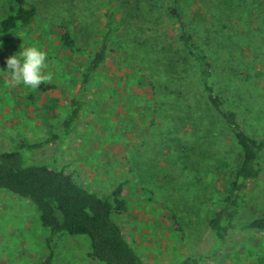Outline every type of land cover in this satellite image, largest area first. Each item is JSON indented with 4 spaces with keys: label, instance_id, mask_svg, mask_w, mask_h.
<instances>
[{
    "label": "rangeland",
    "instance_id": "rangeland-1",
    "mask_svg": "<svg viewBox=\"0 0 264 264\" xmlns=\"http://www.w3.org/2000/svg\"><path fill=\"white\" fill-rule=\"evenodd\" d=\"M28 2L37 9L35 21L0 39V155L21 150L27 165L66 167L102 198L124 183L128 208L113 218L149 264L200 255L210 256L207 264H264V231L243 227L264 215V170L249 182L251 193L227 241L210 229L244 156L208 100L198 63L178 40L166 10L170 0ZM12 3L0 0V22ZM109 8L118 16L120 46L90 89L82 124L68 137L64 121L78 95V69L98 47ZM179 8L212 63L217 94L250 135L263 138L264 0H179ZM62 25L85 54L60 49ZM31 46L47 52L50 82L59 86L61 103L51 119L44 115V93L14 86L7 73V59ZM135 71L154 83L156 103L137 96ZM39 216L30 200L0 190V264H39L48 256ZM88 247V237L61 236L51 264H102L85 257Z\"/></svg>",
    "mask_w": 264,
    "mask_h": 264
},
{
    "label": "trees",
    "instance_id": "trees-1",
    "mask_svg": "<svg viewBox=\"0 0 264 264\" xmlns=\"http://www.w3.org/2000/svg\"><path fill=\"white\" fill-rule=\"evenodd\" d=\"M168 14L174 19L178 28V40L198 63L200 78L205 93L212 107L227 122L243 151V163L226 197L217 211L214 212L210 229L216 239L226 242L241 209L246 206V197L250 195L249 182L261 178L264 170V137L259 139L250 135L242 126L238 113L227 108L217 94L212 79V63L206 53L196 43L188 29L184 14L179 8V0H170ZM37 9L28 0H13L8 13L0 22V39L16 33L25 26L31 25L37 17ZM105 26L100 30L101 38L98 47L91 53L85 65L78 69V95L70 102V110L64 121V135L68 136L82 124V115L88 105V96L94 82L102 73L103 67L111 54L119 48L117 40L118 16L109 8L105 12ZM58 46L66 54H85V49L78 42L72 29L60 26ZM131 77L127 73L126 77ZM138 84L137 96L146 98L151 104L156 103L154 83L133 72ZM149 82H148V81ZM143 88H147L145 91ZM45 95L43 107L46 119L58 115L61 103L59 86L53 82L42 83L37 88ZM69 137V136H68ZM54 136L53 139H58ZM75 174L68 168H51L46 165H27L21 150L1 153L0 155V190L17 197L30 200L39 212L40 222L47 233L46 245L48 256L39 264H51L54 256L53 246L56 239L70 237H88L90 247L84 254L86 258L102 264H149L130 241L122 228L114 220V214L127 211L123 196L124 183L118 184L112 193L102 198L87 187L80 185ZM244 229L264 231V215L243 225ZM83 238L80 240L82 245ZM48 257V258H47ZM210 256H187L177 264H207Z\"/></svg>",
    "mask_w": 264,
    "mask_h": 264
},
{
    "label": "clouds",
    "instance_id": "clouds-1",
    "mask_svg": "<svg viewBox=\"0 0 264 264\" xmlns=\"http://www.w3.org/2000/svg\"><path fill=\"white\" fill-rule=\"evenodd\" d=\"M6 64L10 83L14 86L23 84L36 89L52 80L51 73L47 71L48 54L40 47H22V51L9 57Z\"/></svg>",
    "mask_w": 264,
    "mask_h": 264
}]
</instances>
